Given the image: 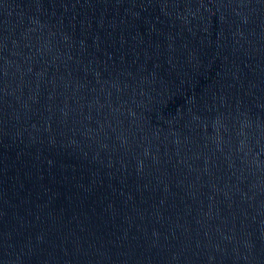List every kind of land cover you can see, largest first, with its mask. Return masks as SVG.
<instances>
[{
	"label": "water",
	"instance_id": "1",
	"mask_svg": "<svg viewBox=\"0 0 264 264\" xmlns=\"http://www.w3.org/2000/svg\"><path fill=\"white\" fill-rule=\"evenodd\" d=\"M0 264H264V0H0Z\"/></svg>",
	"mask_w": 264,
	"mask_h": 264
}]
</instances>
